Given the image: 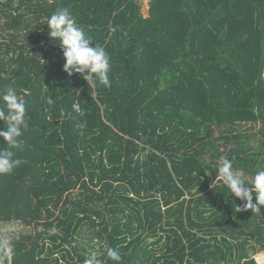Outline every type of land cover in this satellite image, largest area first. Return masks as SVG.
I'll list each match as a JSON object with an SVG mask.
<instances>
[{
  "label": "trees",
  "instance_id": "obj_1",
  "mask_svg": "<svg viewBox=\"0 0 264 264\" xmlns=\"http://www.w3.org/2000/svg\"><path fill=\"white\" fill-rule=\"evenodd\" d=\"M150 2L145 17L137 0H0V92L27 125L0 138L19 161L0 174L6 264H116L108 247L121 264H257L264 207L244 210L217 167L227 156L249 185L264 169V0ZM57 8L106 50L111 87L63 70Z\"/></svg>",
  "mask_w": 264,
  "mask_h": 264
},
{
  "label": "clouds",
  "instance_id": "obj_2",
  "mask_svg": "<svg viewBox=\"0 0 264 264\" xmlns=\"http://www.w3.org/2000/svg\"><path fill=\"white\" fill-rule=\"evenodd\" d=\"M48 36L53 41H59L62 56L65 61L63 70L69 75L78 73L89 82L95 79L105 88L111 87L109 73L111 71L110 57L106 50L92 42V38L85 34L75 16L67 8H57L47 19ZM51 96L47 98L48 105H54ZM74 111H80L79 102L72 104ZM7 121V127L0 130V138L10 146H16L23 136L26 125V105L17 95L14 87H7L0 92V121ZM14 153L0 150V174H10L19 164L14 159ZM218 178L222 180L231 194L239 198L243 209H252L260 213L264 207V169H258L246 184L243 174L233 169V160L227 156H220L217 167ZM255 197L256 203H253ZM240 211V208H237ZM14 230L12 227L0 229V264H6L14 255ZM96 252L91 253L84 260V264H104ZM107 257L116 264H121V256L115 248H107Z\"/></svg>",
  "mask_w": 264,
  "mask_h": 264
},
{
  "label": "rangeland",
  "instance_id": "obj_3",
  "mask_svg": "<svg viewBox=\"0 0 264 264\" xmlns=\"http://www.w3.org/2000/svg\"><path fill=\"white\" fill-rule=\"evenodd\" d=\"M137 1L141 4V12H142L143 16L148 17V16L150 15V12H149L150 5H151L150 0H137ZM261 125H262L261 123L256 124L255 130H259L260 127H262ZM255 138H256V139H254L253 144H254L256 147H258V146H259V139H258V137H255ZM155 239H156V237H154V236H150V237L148 238V241L151 242V241H154ZM153 250H154V252L157 253V254L160 252L159 246H156V245L153 246ZM260 255H263V256H264V251H261V252L257 253V254L254 256L255 259H256L257 264H259L258 262H259V256H260Z\"/></svg>",
  "mask_w": 264,
  "mask_h": 264
}]
</instances>
